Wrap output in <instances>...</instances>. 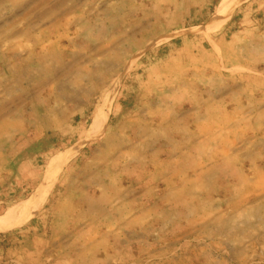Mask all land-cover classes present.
Masks as SVG:
<instances>
[{
	"label": "rangeland",
	"instance_id": "374dc122",
	"mask_svg": "<svg viewBox=\"0 0 264 264\" xmlns=\"http://www.w3.org/2000/svg\"><path fill=\"white\" fill-rule=\"evenodd\" d=\"M220 3L0 0V215L114 92L41 210L0 232V264H264V0L207 31ZM205 150L217 193L133 204L139 178L172 191Z\"/></svg>",
	"mask_w": 264,
	"mask_h": 264
},
{
	"label": "bare ground",
	"instance_id": "6f19581e",
	"mask_svg": "<svg viewBox=\"0 0 264 264\" xmlns=\"http://www.w3.org/2000/svg\"><path fill=\"white\" fill-rule=\"evenodd\" d=\"M243 1L244 0H221L217 13L214 15L207 28V31L219 30L224 24H226L231 15L234 14L236 6ZM113 93L109 92L103 100L101 108L94 119L93 129L89 132V136L78 141L70 148L63 150L53 156L49 160L46 177L43 179L31 197L15 204L11 208H8L4 214L0 215V232H8L14 228L25 226L29 220L41 210L49 198V195L63 168L73 158L78 156L79 152L93 136L103 132L107 123L108 112L114 99Z\"/></svg>",
	"mask_w": 264,
	"mask_h": 264
},
{
	"label": "crops",
	"instance_id": "0c3cea01",
	"mask_svg": "<svg viewBox=\"0 0 264 264\" xmlns=\"http://www.w3.org/2000/svg\"><path fill=\"white\" fill-rule=\"evenodd\" d=\"M211 131L206 132L205 134H201L200 136V142L205 143L207 141L212 142L211 138ZM214 136V135H212ZM208 142V144H209ZM211 145V144H210ZM209 145V146H210ZM184 154H187L184 152ZM213 156H216L215 153H209L204 151V153L201 154L200 157H196L194 159L197 166H191V165H184L186 157H179L178 159V166L181 167L178 168V174H186L189 172H193V176L191 178H185L184 176L178 177V183L176 184L177 187H173L172 191L169 190V186L166 188H162L161 191H159L154 185L155 184H149V178H139V182L137 184H143L144 189H138L136 187V193L134 194L132 200L133 204L135 205H143L146 206L145 209L148 211V207H153L154 205L161 204L162 206H171L173 203V200L175 198V193L179 196H184L187 189H193L195 192V197H206L209 193H217L220 184H219V177L216 176L215 170L217 166L212 165L215 158ZM247 171H244L243 174H245ZM262 173V172H261ZM260 173V174H261ZM253 173H247V178H250V175ZM218 178V180H217ZM161 192V194H160ZM149 223V220L146 224ZM147 226V225H145ZM62 259L55 260V264H58L62 262Z\"/></svg>",
	"mask_w": 264,
	"mask_h": 264
},
{
	"label": "trees",
	"instance_id": "16d2710c",
	"mask_svg": "<svg viewBox=\"0 0 264 264\" xmlns=\"http://www.w3.org/2000/svg\"><path fill=\"white\" fill-rule=\"evenodd\" d=\"M32 190H33V189H32ZM24 196H25V197H24V199H27L28 195H27V194H25Z\"/></svg>",
	"mask_w": 264,
	"mask_h": 264
}]
</instances>
